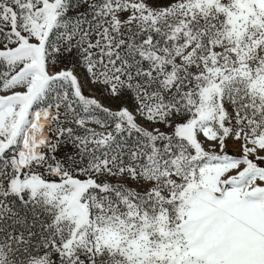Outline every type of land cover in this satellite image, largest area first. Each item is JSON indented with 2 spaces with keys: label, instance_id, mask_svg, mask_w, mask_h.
I'll return each mask as SVG.
<instances>
[{
  "label": "snow or ice",
  "instance_id": "6c2138e0",
  "mask_svg": "<svg viewBox=\"0 0 264 264\" xmlns=\"http://www.w3.org/2000/svg\"><path fill=\"white\" fill-rule=\"evenodd\" d=\"M0 264H264V0H0Z\"/></svg>",
  "mask_w": 264,
  "mask_h": 264
}]
</instances>
